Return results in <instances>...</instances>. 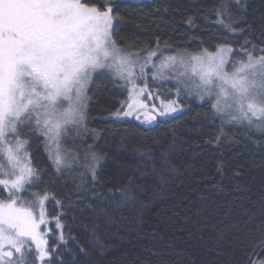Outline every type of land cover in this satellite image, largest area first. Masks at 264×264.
<instances>
[{
    "label": "trees",
    "instance_id": "1",
    "mask_svg": "<svg viewBox=\"0 0 264 264\" xmlns=\"http://www.w3.org/2000/svg\"><path fill=\"white\" fill-rule=\"evenodd\" d=\"M88 3L112 8L119 47L158 44L171 53L199 54L226 45L233 49L231 67L246 61L244 51L264 54V0ZM182 96V111L153 126L119 119L113 113L128 101V91L99 73L88 89L84 126L72 128L62 141L77 160L57 173L43 138L29 137L27 150L38 173L30 191L49 197L53 264L264 261V133L215 113L208 98ZM91 152L103 157L95 180L84 168Z\"/></svg>",
    "mask_w": 264,
    "mask_h": 264
},
{
    "label": "snow or ice",
    "instance_id": "2",
    "mask_svg": "<svg viewBox=\"0 0 264 264\" xmlns=\"http://www.w3.org/2000/svg\"><path fill=\"white\" fill-rule=\"evenodd\" d=\"M101 7L90 6L88 0H0V264H53L55 249L41 230L47 223L49 197L30 191L38 173L27 150L29 137L43 138L57 173L77 160L76 154L69 157L61 148V137L70 126L83 122L85 93L93 73L107 70L125 87L131 86L126 110L113 113L117 118L144 110L146 123L156 119L142 99L151 96L145 70L151 64L153 81H176L177 98L181 94L202 101L208 97L205 102L215 113L264 133V54L257 57L244 51L246 61L234 64L229 72L226 57L233 49L226 45L215 52L161 54L157 63L153 61L157 44L141 62L118 46L111 31L112 8ZM220 23L236 31L231 23ZM189 68L199 83L188 74ZM164 96V92L157 94V98ZM175 105V100L160 99L159 106L153 104L151 109L164 116L177 111ZM102 159L95 152L85 154L84 168L93 180ZM25 192L31 199L21 195ZM56 227L62 228L59 219Z\"/></svg>",
    "mask_w": 264,
    "mask_h": 264
},
{
    "label": "rangeland",
    "instance_id": "3",
    "mask_svg": "<svg viewBox=\"0 0 264 264\" xmlns=\"http://www.w3.org/2000/svg\"><path fill=\"white\" fill-rule=\"evenodd\" d=\"M112 24H113V21H112ZM120 48L123 51H125V52L131 53L133 58H139L141 60V62H143L145 56L147 55V53L149 51H152L154 49H157V47L156 48H153V49H146V50H139V49H133V48H123V47H120ZM161 54L166 57V56H170V55H177L178 53L168 52L164 47L158 46L157 56L153 58V61L158 63L159 62V59L161 58ZM232 54L233 53H230V54H228V57H226L228 59V64L226 65V70L229 71V72H231L232 70H234L233 67L230 66L231 63H232ZM145 70H146V72L149 73L148 78H147L148 79V91L151 93V96L142 97V99H144V103L145 104L149 105L148 111H150L151 115L156 116V119L153 120L151 123H146L145 122V116H144V110H141V111H139L138 113H135L132 116L124 117V116L121 115L118 118L119 119H135V120H137L139 123H141L143 125L153 126V125H155L158 122L159 119L166 118V117H169V116L177 115V114H179L182 111V106H181V103H180V99L183 97L182 96L183 94H181V96L178 97V98L176 97V95H175V91L176 90H175V87H174L176 81L174 79H170V80L169 79H166V80L157 79V80L153 81L151 79V72L153 71L152 68H151V64H149L148 67ZM99 73H105V74L111 75L118 83H120V85H122L124 88H126L127 91H128V100H129V89L131 88L130 85H128L127 87H125L124 81H122L118 77L112 75L107 70H100L98 73H93V78H94L95 75H97ZM188 74L193 77V80L196 83H199V77L196 76L194 73H192L191 68L188 69ZM166 75L171 76L172 73H166ZM91 81H90V83H89V85H88V87L86 89V93L85 94L87 95V97H88V89L90 87ZM138 83L141 86H143L142 82L138 81ZM160 92H164L165 94L166 93H173L175 95V98L173 100L176 101V105L175 106L177 107V111L172 112V113H169V114L164 115V116H160V115H158V112L157 111H154V110L151 109V105L155 104L158 107L159 104H160V99H165V97L157 98V94L160 93ZM206 98H208V97H205V99ZM197 99L200 100L199 98H197ZM200 101H202V100H200ZM126 103L123 105V109L121 108V110H126ZM87 105H88V100L86 101L85 107H84V113H85V115H84L83 122L80 125H78V126H70V130L72 128L73 129H80L82 126H84V124H85V118H86ZM221 114L224 115V113H221ZM136 115H139L140 116V119H136ZM64 136L65 135H63L61 137V148H62V141L64 139ZM38 211L39 210L37 209V213H38ZM45 212H46V207H45ZM46 220H47V223L44 224V225H41V230L47 234L46 235V239H48L47 237H48V230H49V228H48L49 220L47 218V215H46ZM31 264H32V262H31Z\"/></svg>",
    "mask_w": 264,
    "mask_h": 264
}]
</instances>
